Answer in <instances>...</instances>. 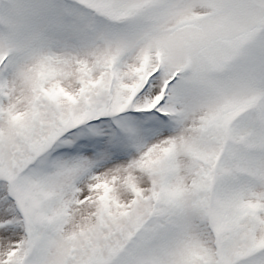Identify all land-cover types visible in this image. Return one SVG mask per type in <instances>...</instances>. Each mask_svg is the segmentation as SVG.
Returning <instances> with one entry per match:
<instances>
[{
	"label": "snow or ice",
	"instance_id": "6c2138e0",
	"mask_svg": "<svg viewBox=\"0 0 264 264\" xmlns=\"http://www.w3.org/2000/svg\"><path fill=\"white\" fill-rule=\"evenodd\" d=\"M0 264H264V0H0Z\"/></svg>",
	"mask_w": 264,
	"mask_h": 264
}]
</instances>
